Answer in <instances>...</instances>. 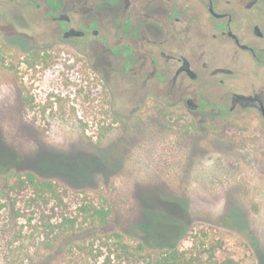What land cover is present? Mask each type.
<instances>
[{"label": "rangeland", "instance_id": "1", "mask_svg": "<svg viewBox=\"0 0 264 264\" xmlns=\"http://www.w3.org/2000/svg\"><path fill=\"white\" fill-rule=\"evenodd\" d=\"M4 19L0 13V264H103L105 253L87 257L67 244L96 247L113 231L133 244L194 252L222 239L207 264H264V132L203 138L206 130L178 111H141L135 122L124 116L132 104L70 48L37 46L33 31ZM26 171L57 181L65 205L35 206L29 188L11 189ZM84 203L109 208L108 221L85 222L63 252L47 256L42 214L81 222Z\"/></svg>", "mask_w": 264, "mask_h": 264}, {"label": "flooded vegetation", "instance_id": "2", "mask_svg": "<svg viewBox=\"0 0 264 264\" xmlns=\"http://www.w3.org/2000/svg\"><path fill=\"white\" fill-rule=\"evenodd\" d=\"M0 13L37 46L70 48L135 122L178 111L203 138L264 132V0H0Z\"/></svg>", "mask_w": 264, "mask_h": 264}, {"label": "trees", "instance_id": "3", "mask_svg": "<svg viewBox=\"0 0 264 264\" xmlns=\"http://www.w3.org/2000/svg\"><path fill=\"white\" fill-rule=\"evenodd\" d=\"M36 56L45 58L39 53ZM0 176H4V173ZM23 188L31 190L30 201L35 206L45 207L53 202L57 207L65 205L59 183L50 177L40 176L33 171L18 174L11 189ZM80 210L84 216L81 222H78L76 217H68L66 214L58 215L56 220H53V216L42 214L41 250L47 256L55 255L60 249L63 252V242L67 238L74 237L79 227H82L85 222L92 227H100L108 221L110 216V209L105 206L84 203L80 206ZM77 224L80 225L77 227ZM99 238L102 240V245L96 247L95 240L89 244L75 240L72 244H67L69 247L67 252L76 247L87 257L95 258L105 253L103 264H207L206 253L209 252V256L213 257L215 252L224 247L223 240L215 238L208 240L206 248L196 252L178 247H153L143 241L133 244L127 242L120 231L105 233ZM101 248H105V251H100Z\"/></svg>", "mask_w": 264, "mask_h": 264}, {"label": "water", "instance_id": "4", "mask_svg": "<svg viewBox=\"0 0 264 264\" xmlns=\"http://www.w3.org/2000/svg\"><path fill=\"white\" fill-rule=\"evenodd\" d=\"M242 99L245 100L246 102L250 103V104H254V102L252 100H250L249 98L242 97Z\"/></svg>", "mask_w": 264, "mask_h": 264}]
</instances>
